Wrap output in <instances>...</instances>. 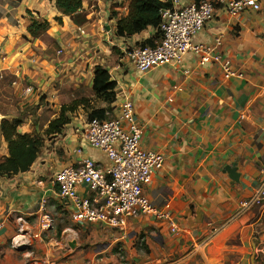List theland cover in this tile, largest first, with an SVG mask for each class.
<instances>
[{
  "label": "crops",
  "instance_id": "obj_1",
  "mask_svg": "<svg viewBox=\"0 0 264 264\" xmlns=\"http://www.w3.org/2000/svg\"><path fill=\"white\" fill-rule=\"evenodd\" d=\"M128 2L83 0L80 12L86 21L79 34L54 0H0V107L7 101L18 106L33 101L40 115L45 106L44 132L62 106L75 100L89 104L67 112L69 122L49 141L42 138L50 149L39 151L27 172L0 178V264H7L4 242L14 243L15 229L37 230L38 238L41 225L47 220V230L52 229L51 217L59 212L68 218L55 232L61 242L55 252L47 248L41 253V264H120L112 250L117 244L126 258L122 264H168L179 258L185 264H264V254L259 256L264 207L235 216L239 202L257 191L264 169V11L248 10L232 19L217 6L213 19L192 38V45L207 46L220 38L218 51L242 78H225L216 65L201 64L191 51L181 65L140 73L123 51L151 37L153 30L128 38L115 35L116 17L126 15ZM32 22H47L46 32L31 37L27 29ZM96 66L115 82L113 104L92 91ZM125 97L135 106L140 146L165 157L143 192L154 206L169 205L177 234L170 233L167 222L141 214L128 221L125 240L97 225L81 229L70 218L68 202L50 185L56 172L81 157L108 165L106 156L83 140L82 131L90 109L108 108L115 117ZM20 131L31 132L27 127ZM0 148L6 157L1 137ZM231 163L237 165V182L224 172Z\"/></svg>",
  "mask_w": 264,
  "mask_h": 264
},
{
  "label": "built area",
  "instance_id": "obj_2",
  "mask_svg": "<svg viewBox=\"0 0 264 264\" xmlns=\"http://www.w3.org/2000/svg\"><path fill=\"white\" fill-rule=\"evenodd\" d=\"M170 3L159 13V37L152 45L124 50V58L137 71L146 73L166 64L181 65L185 54L191 51L199 55L201 64L216 65L225 78H242L243 74L234 70L230 61L218 51L220 38L208 46L192 45V38L213 19L217 6L223 7L230 18L238 19L248 10L264 11V0H200L187 4H182L181 0H171ZM76 31L84 34L79 26ZM106 116L105 119L87 120L82 138L89 147L106 156L108 165L105 167L90 158L81 157L76 165L66 166L53 175L50 180L52 189L68 202L70 218L79 226L97 225L115 232L118 240H125L128 237V221L141 214L167 222L170 233L177 234L179 229L172 221L169 205L158 208L151 204L143 192L152 173L163 167L165 157L162 152L140 146L142 129L136 123L133 101L125 97L118 114L112 117L107 112ZM74 152L81 154L79 149ZM259 180L257 191L239 202L236 217L255 207H264V169L260 171ZM49 226L50 222L46 220L41 228L47 229ZM112 250L120 264L126 262L120 244ZM259 253L264 254L263 243ZM184 262L179 258L168 264Z\"/></svg>",
  "mask_w": 264,
  "mask_h": 264
},
{
  "label": "trees",
  "instance_id": "obj_3",
  "mask_svg": "<svg viewBox=\"0 0 264 264\" xmlns=\"http://www.w3.org/2000/svg\"><path fill=\"white\" fill-rule=\"evenodd\" d=\"M171 0H129L127 13L125 16L116 17L115 35L120 38H128L144 30H153V35L138 46L145 47L153 44L159 37L158 27L160 23V10L171 5ZM200 0H193L197 3ZM83 0H54L55 8L63 15L68 16L71 22L80 26L86 21L80 12ZM60 22L61 19L57 18ZM47 22H32L27 32L31 37H37L46 32ZM115 82L111 80L108 71L96 66L92 76V91L95 97L107 104H113L116 100ZM83 104L89 107L86 100L73 101L69 106H62L59 116L49 122L44 130L45 136L59 133L64 125L69 122L66 114L73 112L78 105ZM110 109H90L87 120L97 118H107L106 113ZM110 113V112H109ZM0 114L4 116L0 120V137L6 143L7 156L0 157V178L18 173L27 172L36 161L43 140L39 136L29 133H21L20 127L23 120L20 117L9 115L0 109Z\"/></svg>",
  "mask_w": 264,
  "mask_h": 264
},
{
  "label": "rangeland",
  "instance_id": "obj_4",
  "mask_svg": "<svg viewBox=\"0 0 264 264\" xmlns=\"http://www.w3.org/2000/svg\"><path fill=\"white\" fill-rule=\"evenodd\" d=\"M99 100V99H98ZM27 104L18 106L15 105V103H10V101L5 102L6 104H2L3 106L0 107V109L3 112H7L9 115H14L17 117H20L23 120V124L21 126L22 129H28L31 130L29 134H33L35 136L42 135L43 133V126L46 120H44V117L46 116L45 106H43L42 111L39 115L38 108L39 106L34 105V102L32 101H26ZM41 138H46L48 141L51 138H48V136H42ZM43 140V139H42ZM43 149V150H42ZM50 149L42 147L40 148V152L44 150ZM0 151L2 149L0 148ZM39 152V156H40ZM1 157V155H0ZM53 228L52 229H43L41 233H39V237H34V232L37 230H31V229H25V228H17L14 230L16 233V236H13L14 238H17L15 240L16 243H13L12 239L5 240V244L3 249H5L2 253V256L5 255L6 251L9 250L7 253V258L5 260L7 261V264H9L8 261H13V264H32L33 261L37 260V264H41L42 261H45V256L42 255L44 251L47 250V248L54 250L61 242V238L57 237L55 232L61 225H65L67 223V217L64 213H57L53 217ZM76 224V223H75ZM79 226V225H78ZM84 226H80L81 229H83ZM72 235L71 233H69ZM19 235V237H18ZM67 236L66 233L62 235V241ZM54 250L53 252H55ZM42 253V254H41ZM259 256H262L260 254ZM264 258V257H263ZM12 264V263H11ZM263 264V263H261Z\"/></svg>",
  "mask_w": 264,
  "mask_h": 264
},
{
  "label": "water",
  "instance_id": "obj_5",
  "mask_svg": "<svg viewBox=\"0 0 264 264\" xmlns=\"http://www.w3.org/2000/svg\"><path fill=\"white\" fill-rule=\"evenodd\" d=\"M4 116L0 114V120L3 119ZM224 172H226L228 174V176L231 178V180L233 181H238L239 179V173L237 172V165L236 163H231L227 166H225L224 168ZM71 248H74L75 247V243L72 242L70 244Z\"/></svg>",
  "mask_w": 264,
  "mask_h": 264
}]
</instances>
